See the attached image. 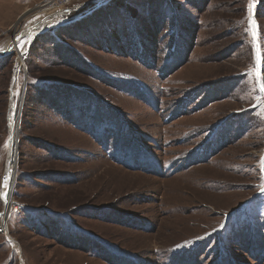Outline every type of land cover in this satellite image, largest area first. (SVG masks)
<instances>
[{
	"label": "rangeland",
	"instance_id": "obj_1",
	"mask_svg": "<svg viewBox=\"0 0 264 264\" xmlns=\"http://www.w3.org/2000/svg\"><path fill=\"white\" fill-rule=\"evenodd\" d=\"M50 2L0 0V264H264V0Z\"/></svg>",
	"mask_w": 264,
	"mask_h": 264
},
{
	"label": "trees",
	"instance_id": "obj_2",
	"mask_svg": "<svg viewBox=\"0 0 264 264\" xmlns=\"http://www.w3.org/2000/svg\"><path fill=\"white\" fill-rule=\"evenodd\" d=\"M167 8L168 9H170L171 10V6H167ZM135 42V41H134ZM179 45H180V40H177L176 42H175V45H174V49H173V51L171 52V55L169 56V58H168V61L167 62H169L170 63V66L169 67H171V66H174V65H176L178 62H177V60H176V58H177V55H176V52H177V48H179ZM169 69V68H168ZM172 70V69H171ZM170 70V71H171ZM183 104V103H182ZM187 105V103H184L183 104V107H185ZM89 115V114H88ZM88 118V117H87ZM107 119V118H106ZM93 120V123H97L98 124V127L101 129V125L103 124V122H101V123H98V122H96V120H94V119H92V117H90V123H91V121ZM108 120V124L109 123H112V124H114L115 126H117V124H116V122L114 121V120H112V119H107ZM103 126H105V125H103ZM122 126V125H121ZM103 128V127H102ZM104 132V131H103ZM219 132L218 131H216V134H218ZM227 134V133H226ZM119 136H121L120 134H119ZM227 136H228V134H227ZM96 137V136H95ZM119 141V140H118ZM213 142H216V143H218L219 142V140H218V138H216V140L215 141H213ZM119 143H122V141H119ZM134 147V146H133ZM239 232H241V231H239ZM238 232V233H239ZM243 232V231H242ZM217 233V232H216ZM246 238H248L247 240H248V243L246 242V241H242V238H241V236H239V237H237L236 238V248H239V249H243V243H244V248H245V246H247V248H249V250L250 251H253L254 253H257L258 254V257H259V255L261 254V251L260 250H262L263 249V245H261L260 243H259V241L258 240H255V239H251L249 236H246ZM255 241H258V242H255ZM199 252V251H198ZM226 254V252L225 251H222V255H225ZM197 255V254H196ZM195 257V256H194ZM224 261L225 260H223L222 262H221V264H225L224 263ZM227 264H232L231 263V257H229L228 256V259H227ZM196 263V262H195ZM194 263V264H195ZM178 264H192V258L190 259V261L188 262V263H183V262H179Z\"/></svg>",
	"mask_w": 264,
	"mask_h": 264
},
{
	"label": "bare ground",
	"instance_id": "obj_3",
	"mask_svg": "<svg viewBox=\"0 0 264 264\" xmlns=\"http://www.w3.org/2000/svg\"><path fill=\"white\" fill-rule=\"evenodd\" d=\"M19 35L16 33L15 36L13 37V41L11 42L14 45V42L17 41ZM18 116L16 115V118L14 120V123H12V127H11V147H10V152L8 155V160H7V170H6V179L8 181V183H11L13 178H14V174L16 172V167L14 166V161H15V153H16V145H17V137H18V129H19V122H18ZM5 195V194H4ZM10 202L11 200L9 198H5V211L2 213L3 215V219H4V224H6V221L8 219V216L10 214ZM12 212V211H11Z\"/></svg>",
	"mask_w": 264,
	"mask_h": 264
},
{
	"label": "built area",
	"instance_id": "obj_4",
	"mask_svg": "<svg viewBox=\"0 0 264 264\" xmlns=\"http://www.w3.org/2000/svg\"><path fill=\"white\" fill-rule=\"evenodd\" d=\"M70 2H71V0H51V2L49 4L53 3L54 5L58 6L56 8V10L53 11L56 15L61 16V17H66L69 15V12L67 9H65V6L68 5ZM50 8H52V7H50ZM64 15H66V16H64ZM11 203H12V201H11ZM11 209L9 211L10 213H11ZM4 211L5 210H3V212ZM1 216L3 217V215H1Z\"/></svg>",
	"mask_w": 264,
	"mask_h": 264
},
{
	"label": "snow or ice",
	"instance_id": "obj_5",
	"mask_svg": "<svg viewBox=\"0 0 264 264\" xmlns=\"http://www.w3.org/2000/svg\"><path fill=\"white\" fill-rule=\"evenodd\" d=\"M255 2H256V0H250V3H249V11H250V12H251L252 8L254 7ZM250 23H251V25H252L253 27L256 26L254 20H250ZM256 35H257V33H256V32H253V36L255 37ZM259 62H260L259 49H257V64H259ZM256 75H257V78H258V80H259V78H260V73H259L258 70H257V72H256ZM260 87H261V90L264 91V83H261V84H260Z\"/></svg>",
	"mask_w": 264,
	"mask_h": 264
}]
</instances>
